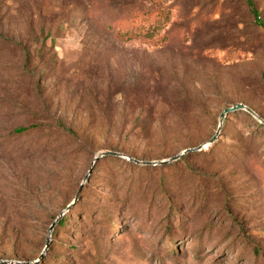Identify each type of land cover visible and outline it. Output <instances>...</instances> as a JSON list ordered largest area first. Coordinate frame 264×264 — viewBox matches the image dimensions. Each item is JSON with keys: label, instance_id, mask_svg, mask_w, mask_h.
<instances>
[{"label": "rangeland", "instance_id": "374dc122", "mask_svg": "<svg viewBox=\"0 0 264 264\" xmlns=\"http://www.w3.org/2000/svg\"><path fill=\"white\" fill-rule=\"evenodd\" d=\"M163 5L145 37L134 20ZM239 104L253 113L222 119ZM0 260L264 264V30L246 0H0Z\"/></svg>", "mask_w": 264, "mask_h": 264}, {"label": "trees", "instance_id": "16d2710c", "mask_svg": "<svg viewBox=\"0 0 264 264\" xmlns=\"http://www.w3.org/2000/svg\"><path fill=\"white\" fill-rule=\"evenodd\" d=\"M249 6V9L251 11V13L254 15V17L256 18L257 23L260 25V27L264 30V22L260 19V13L258 12L256 5L254 3L253 0H246ZM165 3V1H164ZM171 6H162L159 7L158 9L152 11V12H148L145 13L139 17H137L134 21V25H136L137 27H139L142 30V33H144V36L147 38H155L156 35H159L160 30L162 29L160 26L157 25L158 21L161 20H165L166 23L167 21H169V18H167L168 15V11L169 9H171ZM166 10V11H165ZM165 11V12H164ZM156 22V23H155ZM153 23H155V25L153 26ZM169 23V22H168ZM133 25V24H130ZM135 26V27H136ZM166 36H163L162 39L166 40ZM62 129L68 133H70L71 135L75 136L76 133L74 130H72L70 127L65 126L63 123L59 124ZM19 133H24L27 131V128L24 127H19L16 129ZM67 218L63 217L57 224V228L58 229H64L67 227ZM173 238V237H172ZM173 243L175 244L176 242H172V246ZM174 247V246H173ZM258 250V249H257ZM175 251V250H174ZM260 251V250H258Z\"/></svg>", "mask_w": 264, "mask_h": 264}, {"label": "water", "instance_id": "95a60500", "mask_svg": "<svg viewBox=\"0 0 264 264\" xmlns=\"http://www.w3.org/2000/svg\"><path fill=\"white\" fill-rule=\"evenodd\" d=\"M241 109H246L247 111L253 113V111H252L251 109L247 108L245 105H243V104H239V105H237L236 107H233V108H229V109H227V110L224 112V114L222 115V119L225 117L226 114L231 113V112H233V111H235V110H241ZM214 141H215V138H213L211 142H214ZM108 154L116 155V153H112V152H109ZM60 220H61V217L58 218L57 221L55 222V224L51 227V231L54 229V227L58 224V222H59ZM0 263H1V264H7L8 262H7V261H1V260H0Z\"/></svg>", "mask_w": 264, "mask_h": 264}]
</instances>
